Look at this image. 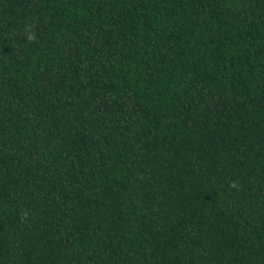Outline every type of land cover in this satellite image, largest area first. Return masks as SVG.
<instances>
[{
	"label": "trees",
	"instance_id": "obj_1",
	"mask_svg": "<svg viewBox=\"0 0 264 264\" xmlns=\"http://www.w3.org/2000/svg\"><path fill=\"white\" fill-rule=\"evenodd\" d=\"M0 264H264V0H0Z\"/></svg>",
	"mask_w": 264,
	"mask_h": 264
},
{
	"label": "clouds",
	"instance_id": "obj_2",
	"mask_svg": "<svg viewBox=\"0 0 264 264\" xmlns=\"http://www.w3.org/2000/svg\"><path fill=\"white\" fill-rule=\"evenodd\" d=\"M29 39H34V37L33 36H29Z\"/></svg>",
	"mask_w": 264,
	"mask_h": 264
}]
</instances>
